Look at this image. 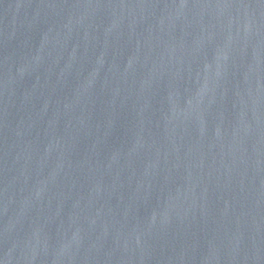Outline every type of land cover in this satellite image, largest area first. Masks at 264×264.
Returning a JSON list of instances; mask_svg holds the SVG:
<instances>
[{
    "label": "water",
    "instance_id": "1",
    "mask_svg": "<svg viewBox=\"0 0 264 264\" xmlns=\"http://www.w3.org/2000/svg\"><path fill=\"white\" fill-rule=\"evenodd\" d=\"M0 264H264V0H0Z\"/></svg>",
    "mask_w": 264,
    "mask_h": 264
}]
</instances>
